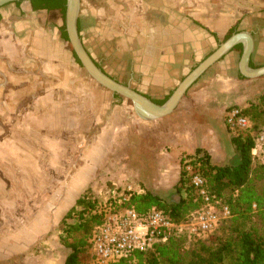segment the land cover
Returning <instances> with one entry per match:
<instances>
[{
  "label": "crops",
  "instance_id": "obj_1",
  "mask_svg": "<svg viewBox=\"0 0 264 264\" xmlns=\"http://www.w3.org/2000/svg\"><path fill=\"white\" fill-rule=\"evenodd\" d=\"M47 14L46 10L34 11L29 1L0 8V148L8 157L25 159L36 166L30 175L21 173L17 166L0 163V264H54L57 252L50 251L49 246H44L49 251H43L49 257L42 260L38 256L39 240L57 236L63 218L88 190L96 194L103 184L116 186L125 181L133 185L139 182L143 192H168L181 175L179 160L174 166L166 161L165 123L136 119L130 110L116 104L110 92L84 76L74 79L70 92L65 91L67 85L61 79L43 96L34 95L38 81L28 69L32 61L42 62L52 75L72 65L69 54H59L53 48L54 43L59 44L57 39L51 41L49 55L38 50L48 46L50 35L57 38L61 33L58 27L63 24H47ZM91 21L93 25H87ZM78 24L82 40L84 33L96 30L103 44L116 46L112 55L117 56L119 77L155 104L167 101L191 69L228 40L232 29L233 35L246 33L254 43L249 66L264 65V0H100V4L80 0ZM237 46L242 51L234 48L211 66L179 107L184 106L188 112L207 108L224 121L227 104L244 102L246 95L262 87L260 81L242 73L244 43ZM21 66L26 71L23 74L18 71ZM70 69L80 74L78 66ZM77 85L85 90H78ZM218 96L224 100L212 104ZM183 119L188 120L185 116ZM193 124L194 131L185 134L183 144L172 134L168 143L177 142L179 153L194 155L202 148L215 161L222 158L225 154L219 131L208 127L198 138L194 133L199 123ZM67 134L71 136V148L59 149V138L65 141ZM149 136L162 143L155 152L156 175L154 170H142L139 165L145 166V161L132 154L134 149L148 151L144 142ZM38 140L50 143L48 157L75 160L71 165L53 161L51 167L41 168L37 164L41 154L21 145L34 147ZM39 174L45 175L41 178L45 180L39 182ZM60 176L63 180L58 179ZM38 187L45 191L39 202ZM39 203L49 209L39 212ZM63 250L59 253L64 255ZM65 260L66 256L60 264Z\"/></svg>",
  "mask_w": 264,
  "mask_h": 264
},
{
  "label": "trees",
  "instance_id": "obj_2",
  "mask_svg": "<svg viewBox=\"0 0 264 264\" xmlns=\"http://www.w3.org/2000/svg\"><path fill=\"white\" fill-rule=\"evenodd\" d=\"M30 2L34 11L46 10L65 18L67 0ZM62 32L67 39L64 28ZM234 32L232 29L226 39ZM235 48L242 51L238 46ZM165 102L166 99L157 101L159 105ZM242 114L253 123L254 133L261 129L262 126L258 127L256 120L264 115V95L260 97L259 103L242 109ZM228 132L231 136L228 140L239 154L237 163L212 165L209 153L202 148H198L194 155L201 162L200 172L210 195L231 210L232 216L227 220L229 236L219 240L216 245L200 242L196 250H190L186 235L174 237L152 251L137 253L134 257L115 264H134L135 261V264H264V191L260 189L264 184V165L253 162L254 139L250 134L232 136L229 129ZM172 190L173 193L169 196L147 190L143 194L133 195L119 208L133 207L139 214L156 208L175 223H183L191 213L202 208V200L192 187L183 167L180 180ZM96 208V199L91 191H87L63 218L62 222L69 233V239L63 243L68 250L64 264H91L92 255L88 241L95 228L106 219L105 214L98 213Z\"/></svg>",
  "mask_w": 264,
  "mask_h": 264
},
{
  "label": "rangeland",
  "instance_id": "obj_3",
  "mask_svg": "<svg viewBox=\"0 0 264 264\" xmlns=\"http://www.w3.org/2000/svg\"><path fill=\"white\" fill-rule=\"evenodd\" d=\"M92 1L93 2L98 1V3L100 4V0H92ZM21 2H23V1H21ZM11 4H13V3H9L3 7H7ZM46 12L48 13L47 17H46L47 24L49 23L50 25L57 26V24H56V21H57L60 25L61 24H63V25L61 26V28L58 27L59 28L58 30H60L61 33H58L57 38L54 35H50V38L48 36V38H49V40H47L48 46L43 47V48L38 47V50L43 51L45 54L49 55V53L51 52V49H50L51 41L52 40L55 41L57 39L59 44L58 45H56L57 43H54L55 45L52 44L53 48H55V50H57V52L59 54L63 53V52L69 54L70 63L72 65L67 64L68 67H67V69L64 70V72L59 71V72H57V74L52 75V74H49L51 72V69L44 68L42 62L32 61L31 67L28 69L31 72V77H33L34 79L36 78L38 81V90H37V92H35L34 95L37 97L43 96V94H45V91L47 89H51V88L57 86L56 82L59 83L61 79L64 82V84L67 85L65 88V91L70 92L73 89L74 79H77V78H80L81 76H84L85 79H87V81H93L98 87L102 88L103 90H107L108 92H110L111 95H113L115 97V99L117 101L116 104L119 107H122L123 109L130 110L136 119H139V120L141 119L142 121H144L145 119L141 118L137 114V112L133 106V103L129 99L123 98L119 95L114 94L113 92L109 91L108 89L103 88L101 85H99V83H97L87 73L85 68L80 64L79 60L77 59L75 52L72 48V45L69 41V38H67L68 39L67 40L63 36L62 29L64 28V31L66 32L65 18L63 19L60 17V20H59V19H57V18H59L58 13H49L48 11H46ZM92 22L93 21L87 22V25H89V26L93 25ZM78 31H79V24H78ZM105 33L108 34L107 36H109V31H105ZM67 36H68V34H67ZM79 36H80V31H79ZM84 36H85V39L83 38V40L85 42V45H84L83 40L81 39L82 44L84 45L85 49L88 51V53L92 57V59L96 62V64L106 74L111 76L113 79L117 80L118 82L122 81L120 83L125 84L124 83L125 82L124 77L123 76L119 77V75H118V72L120 71V69H119V64L117 63V56H115V54L112 55V53H113L112 50H115L116 46L115 45L110 46V45L103 44L101 42V40L99 39L96 30L91 31V32L87 31L86 34L84 33ZM80 38H81V36H80ZM106 40L109 41L108 37L106 38ZM241 56H242V54H241ZM199 64H196L195 67L193 69H191L190 73L195 68H197L199 66ZM73 65L76 67L78 66L80 68V74L77 75L73 69H70ZM261 67H264V65ZM209 70L210 69H208V71ZM18 71L20 74H23L26 72L22 66L18 69ZM51 76L53 77L52 79H51ZM119 79H120V81H119ZM201 79L202 78H200L193 86H197ZM251 80H253V79H251ZM256 80L261 82V84H262L261 88H258L255 91H253V93L246 95L244 102H240L239 104L232 102V103L227 104L226 107H231V106L237 105V107H240L241 109H245V108H249L252 104L259 103L260 97L264 95V77L256 78ZM77 89L80 91H82V90L84 91L85 87L82 85H80V86L77 85ZM66 96H68V93ZM32 99L33 98H30V100H32ZM219 100H221V101L224 100L223 96L216 97V99L211 103L216 104L219 102ZM179 105L173 111V113H171L170 115H168L164 118L158 119L159 121H163V123H165L163 135H165V138L167 139L166 140V142H167L166 148H167V151L169 152V158H166L167 163H169V165H171V166H174V164L177 163V160H179V162L181 164L183 158H185L187 156H191V155H188L186 152L179 153V150L177 151V142H173V140L170 139L173 142V144L168 143L169 142L168 138H169L170 134H172L174 137L175 136L180 137L177 141H179V142H181V144H183L184 140H185V134L189 133V132L191 133L194 131L195 125L193 123L195 121H197L199 123V125L197 127L198 128L197 132L194 133V136H198V138L200 135H202L204 133V130H206V128H208V127L216 129L220 133V140L223 144L225 155L224 156L221 155L222 158L217 157L216 159L219 161L218 162V161H215L212 158V156L209 154L211 157L212 165L225 166V165H233V164L237 163V161L239 160V154H238L237 149L234 147V145H232L230 140H228L231 138V136L228 132L225 121L220 120L218 115H216V116L213 115L212 111L208 110L207 108H201L197 112H195V111L188 112L187 110L185 111L184 106L179 107ZM39 109H40V107H39ZM183 116H185V118H187L188 120H184ZM222 117H224V116H222ZM169 119H173V120L169 121ZM35 121H37V119H35ZM39 121H41V117L39 118ZM256 123H257L258 127L262 126V128H263L264 127V115L258 117L256 120ZM41 129H42V127H41ZM37 130L40 131V129H37ZM172 130H173V132L171 133ZM7 131H9V129H7ZM23 132L24 131H22V133ZM6 134H8V132ZM69 137H71V136L70 135H68V136L64 135L65 141H63L62 138H59L60 139L59 140L60 144L58 143L60 145L59 149L68 150L71 148L72 144H71V142H68ZM38 139H40V138H38ZM185 143L188 144L189 142L186 140ZM49 144L50 143H48V144H45L44 142L42 143L41 140H38L37 144H35L34 147H31L30 144H28V143H22L21 145L23 146L22 148H24V149H31V148L34 149L35 148L36 151H38L39 154H41V156L39 155L37 157V164L41 168H44L46 166L51 167V164L54 163L53 161H55V164H59V165H61L60 164L61 162H63V164H66V165H68V163L71 165L72 159H70V157H69V160L65 156L63 158H62V156L55 157V158L48 157V155L51 154L50 151H47L48 150L47 146H49ZM161 144H162L161 142L156 140V137L154 138V136H149L144 142V145L146 147H148V151L147 150L142 151L139 149H134L132 151L133 156H137V158H140V160L142 159V161L143 160L145 161V164H146L145 166H144V164L139 165L142 170H149L150 169V170H154V172H155V170L157 168L156 167V161H155V152L157 151L159 146H161ZM171 147L173 149H171ZM3 149H6V147H4ZM1 150H2V148H0V163H1V165L5 166V167L12 166V168H13V165L17 166L18 169L21 168V173L29 172L30 175H31L30 170H32V171L36 170V166L31 164V163L29 164L28 162L25 161V159L16 158V157H13V158L8 157L6 155L8 153L1 151ZM149 152H151L150 153L151 155L149 154ZM74 160L75 159H73V161ZM72 166H73V164H72ZM181 169H182V167H181ZM34 174L35 173H33V175ZM154 175H156V172L154 173ZM61 176L58 177L59 180L62 179ZM43 177H45V175L39 174V180L38 181L41 182L42 180H45V179H41ZM129 186L133 187V190L130 192L127 191V188ZM260 189H261V191H264V184H262V186H260ZM89 191L90 190H88V192ZM145 191H147V190H145ZM44 192L45 191H42L41 188L38 187V202L42 200L41 198L45 197ZM91 193L93 194L94 198L96 199V202L99 205H102L103 207H109V206L113 205L112 208L118 209L121 205H123V203H125L126 199H129V197H132L133 195H137V194H143L145 192L141 191V186H140L139 182L136 183V185H133L132 183L122 181L120 184H118L116 186H113L112 184H108V183H107V185L103 184V189L98 191L96 194H94L92 191H91ZM158 193H164L166 195L168 194V196H169L171 193H173V190L168 191V192H158ZM46 194L49 196L50 192L48 191ZM229 195H230V193H229ZM38 208H39L38 211L40 212L42 209H44V210L46 208L49 209V206L43 205V207H42L41 203H39ZM56 234H57V236H55L54 238L50 237V239H49V238L45 237L44 239L41 238L39 240L38 256L41 257L42 260H44L47 256L49 257V254L46 253L49 250L46 251V248L44 247L45 245H47V249L49 246V249H51L50 251L57 252L56 254H54V258H55L54 264H60L61 261H63V257L67 256V254H68V250L66 249V247L64 246L63 243L65 240L69 239V233L66 232V226L63 222H61L60 226L56 230ZM228 236H229V226H228V221H227L220 226V228L218 229L217 232L209 235L208 237H205L204 239H201V240L198 238L188 239L187 245L189 246L190 250H196V249H198L200 242H203L206 244L212 243L211 245H216L219 240H224ZM52 240H55L54 245L52 243ZM45 241H47V244H45L46 243ZM56 244L58 245V249H56V247H57ZM59 250H61V251L63 250L64 255L61 254V251L59 253ZM43 251H46V252H43ZM136 262L137 261H135L134 264Z\"/></svg>",
  "mask_w": 264,
  "mask_h": 264
},
{
  "label": "built area",
  "instance_id": "obj_4",
  "mask_svg": "<svg viewBox=\"0 0 264 264\" xmlns=\"http://www.w3.org/2000/svg\"><path fill=\"white\" fill-rule=\"evenodd\" d=\"M224 121L232 136L247 133L253 137V162L264 165V127L254 133L253 123L237 106L227 108ZM181 164L202 200V208L191 213L183 223H175L156 208L139 214L133 207L116 209L112 208L113 205L103 207L97 203L96 211L104 213L106 219L89 238L91 264H115L137 253L152 251L170 239L183 235L188 239L201 240L217 232L231 218L230 208L221 205L207 190L198 157L187 156ZM132 190L133 187L127 188L129 192Z\"/></svg>",
  "mask_w": 264,
  "mask_h": 264
},
{
  "label": "water",
  "instance_id": "obj_5",
  "mask_svg": "<svg viewBox=\"0 0 264 264\" xmlns=\"http://www.w3.org/2000/svg\"><path fill=\"white\" fill-rule=\"evenodd\" d=\"M18 1L31 0H0V8L9 3ZM79 12L80 0H67L65 15L66 32L80 64L103 88L108 89L123 98L129 99L133 103L137 114L145 120L154 121L173 113L182 98L186 96L189 89L201 78V76L223 56L232 51L241 41L244 43L240 63L242 73L249 79L264 77V67L251 68L249 66V60L254 50V43L251 37L246 33H236L221 44L219 48L207 59L200 63L199 66L181 82V84L175 89L170 98L163 105L155 104L153 101L134 91L129 86L113 79L96 64V62L89 55L88 51L85 49L79 36Z\"/></svg>",
  "mask_w": 264,
  "mask_h": 264
}]
</instances>
